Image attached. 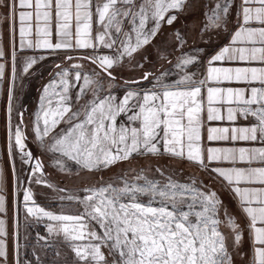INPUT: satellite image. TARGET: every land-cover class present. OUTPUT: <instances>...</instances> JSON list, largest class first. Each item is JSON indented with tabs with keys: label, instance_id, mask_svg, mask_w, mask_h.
<instances>
[{
	"label": "snow or ice",
	"instance_id": "1",
	"mask_svg": "<svg viewBox=\"0 0 264 264\" xmlns=\"http://www.w3.org/2000/svg\"><path fill=\"white\" fill-rule=\"evenodd\" d=\"M184 5L185 0H0V23L8 24L12 32L18 25L21 49L93 50L81 57L94 66L91 71L77 64L74 72H59L58 84L52 81L45 87L36 115L35 137L46 150L59 154L56 165L61 171L96 173L123 162L131 165L138 157L187 161L231 193L243 217L242 227L209 185L196 179L178 182L160 168L159 180L149 178L144 169H130L136 173L131 178L124 173L117 181L76 192L59 189L64 194L58 199L75 205V211L46 209L36 203L31 188H25L26 217L47 221V234L37 233V244L53 250L51 264H235L237 255L246 264H264V166H251L257 161L264 165V0H240L231 43L208 59L202 78L184 71L199 62L196 54L177 58L178 78L170 82L165 81L167 73L154 76L143 71L138 79L121 82L113 71L126 63L142 69L136 56L155 41L165 24L173 25L174 13ZM230 6L235 7L231 0L216 3L205 27L226 26ZM33 33L35 39L28 38ZM175 39L183 47L179 31ZM5 55L0 47V59ZM11 58L14 62L15 50ZM218 62L261 66H216ZM35 63L29 58L23 71ZM4 71L0 63V77ZM144 81L151 87H139ZM232 82L246 86H221ZM117 85L124 89L122 96L113 93ZM72 87H78L75 108ZM89 93L92 98L80 103ZM11 101L10 88L8 156L13 158L15 147L22 163L31 164L34 157L26 151L24 132L19 124L14 130L11 126ZM121 116L126 119L121 121ZM239 117L253 122L211 126ZM241 141L260 146H231ZM219 143L227 146H211ZM222 162L231 166H212ZM11 172L19 182L14 161ZM42 174L43 164L36 159L29 181L51 188ZM7 182L8 175L0 168V214L6 213ZM245 232L250 255L242 251ZM7 236L6 221L0 216V264H33L21 256L19 243L10 258ZM33 255L35 264H42L35 249Z\"/></svg>",
	"mask_w": 264,
	"mask_h": 264
},
{
	"label": "rangeland",
	"instance_id": "2",
	"mask_svg": "<svg viewBox=\"0 0 264 264\" xmlns=\"http://www.w3.org/2000/svg\"><path fill=\"white\" fill-rule=\"evenodd\" d=\"M206 2L209 3V2H211V0H206L205 3ZM218 2L223 3V0H220ZM218 2L212 3L214 5V7H215L216 3H218ZM185 3H186V0H185ZM187 3L191 4V0ZM231 4L235 5V7L232 8L230 6V13H232V15H230L228 17L229 23L226 26L221 25V27H219V28H206L205 27L209 23L208 17L211 15L210 5L206 6L207 9H206V12L204 15L200 16L199 18L197 16L195 17V15L189 16L188 17L189 23L184 22V24H187V23L191 24L192 22H194L193 19L195 17V18L200 20L201 28L204 30L203 33L199 34L200 38H202L203 41H201L200 43H195L194 45L190 46V51L183 53V54H188V55L196 54L199 56L202 49L199 50L197 47H203V46L205 47L204 56L200 62V70L198 71V75H197L198 78L203 77V74H204L206 67H207L208 59L212 55L216 54V52L219 51L221 44L225 41V39L229 35L230 31L232 30V28L236 22V16H237V13L239 10V0L237 1V3H236V0H231ZM174 14L177 15V20L173 23V25L169 26V25L165 24L162 28V31L169 29L170 33L174 37H175V33L177 31H179L184 36V39L186 38L187 35L189 36V38H191L193 33L189 32L190 30H188L185 26L181 27V25H180L181 22L183 23V18L186 19V17L182 16V15H178L179 11L174 13ZM215 35H216V38L220 37V39L216 43V46L214 48L208 49V46L212 43V40L214 39ZM196 36H198V35H196ZM193 46L195 47V49ZM99 51L100 50L97 49V53ZM103 51L108 52L107 49H104ZM78 53H82V54H86V55L90 56L93 54V50L92 49H88V50H80V49H77V50H58L55 52V54H50V55L44 51L42 52V50H37L35 52H30L29 54L28 53L26 54L25 66H26V62L29 60V58L36 60V63L32 65V67H33L36 64H39V62L47 56L53 57L56 60V57H58V56L59 57L61 56V58L64 59L66 56H71L73 54H78ZM181 56H182V54H180L178 57H181ZM41 57H43V58L41 59ZM141 57L142 58H140V59L135 58V60L139 63V62L143 61V55ZM53 61L51 60L48 64L46 63L47 65H45V66L43 65V67L47 66L48 68H50L49 66H51L53 69L51 71L52 74L46 80H44L42 83L40 81L41 85H40L39 91L37 93H35L33 91L30 92L29 97L31 98L32 107L30 108V112H29V118H30L29 127H30L31 134L33 135V137L35 138V140L37 142V146L40 150V153L44 157L43 160H44L45 164L47 165V167H49L50 169H53L59 173H72L73 171H76L75 168H72L71 172L61 171V169L56 165V160L59 158V154L46 150V148L41 145L40 141H38L36 139L35 133H34V123H35L37 113H39L41 111V105H42L41 94H42L43 88L45 87V85H47L48 82L57 81V84H58V82H59L58 73L61 72L62 70H65V69L68 70L70 73L74 72L75 70H77V69H74V67H73L74 65H77V64L82 65L83 71H88V72H90L94 66L88 62L78 63V62H74V61H68V62H62L61 66L59 68H54V66L52 65ZM176 63H177V59L175 61H173L171 65L164 66L161 70H159V72L156 76H160L161 73L169 74L167 77H165L166 82H170L171 79L178 78L177 73L179 72V70L175 67ZM131 66H132L131 64L126 63L125 66L123 67L122 71L123 72L135 71L133 68H131ZM195 66L189 65V66H187V68L184 69V71H190L193 73H197V70H195ZM25 73H27V72H25ZM26 82H28V86H27L28 88L27 89H29L30 81H28L26 79L25 83ZM155 82L156 81L153 78L152 83H155ZM139 87L150 88L151 84H149L147 82L146 84L139 85ZM57 90H59L58 87H57ZM49 91L51 92L52 89L50 88ZM123 91H124V89L123 88L118 89V85H117L114 88L113 93L117 96H122ZM77 92H78V87H72L70 89V95L73 97L72 103H73L74 108L78 106L76 101H75V97L77 95ZM26 93H27V90H26L25 94ZM15 94H16V91L13 92L12 101H11V106H12L11 126H12L13 130L19 124L13 115V101L15 99ZM104 94L105 93H101V95H104ZM32 95H33V98H32ZM91 98H92L91 93H89L87 96L82 98L80 103H83L85 100H90ZM7 101H8V98H7ZM6 107H7V102H6ZM5 113H6V122H7L6 108H5ZM119 119L121 121H123L126 119V117L121 116ZM7 131H9V123H8V125L6 123V134H7ZM47 143H49V140H48V138H45V144H47ZM25 145H26V151H31L29 146L26 144V142H25ZM6 150H7V155H6V161L4 164V166H5L4 170H5L6 174L8 175L7 188H6V192H5V195H6V213L0 214V216H3V218L6 221V229L8 232L7 245H8L10 258H11L13 251H14V230L16 228L17 229L16 234L18 233V237L16 235V244L19 243V245H20L21 256L24 257L25 259L33 260V264H35V256L33 255V252L35 249V254L39 255L41 257L42 264H51V260L53 258V250L51 248H49V249L41 248V246L39 244H37V233H39L40 235H46L47 234L46 233L47 221L43 220V221H40L39 223H37L34 218L26 217L25 210L23 207V191L25 188H31L32 192L34 193L36 203H38L41 206L45 207L46 209H49L52 211H61V210H63V211H75L76 206L64 204L58 199V197L60 195H63L64 193H61L57 186H52L50 188L45 184H36L34 182L29 181L31 166L34 165L35 160H36V157L34 156L33 153L32 154H33L34 159L32 160L31 164H24V163H22V161L20 159V154H19L18 149H16L15 147L13 148V153H14L13 158L12 159L9 158L7 141H6ZM13 161L15 164V176L19 178V182L14 181L13 177H12L11 168H12ZM67 163H68L69 167H72L71 161H68ZM124 164H125V166H124ZM147 165L149 166V168H150L149 171L151 173V174L147 173L149 175V178H155L157 180L162 179L160 174L156 172V169L160 168L162 171H164L165 175H171L172 178L178 182L184 183V182H188L190 179H196V180L202 182L203 184L209 185L210 187H212V189L214 191L217 192L218 196L223 201L224 205L227 207V204H228L227 201L228 200L224 196V192L226 194H228V193L225 191V189L223 187H221V185L219 183H213L211 178L208 176V174L206 172H204L203 170L195 169L187 161H175V160H172L168 157H163V158L138 157L131 163L130 166L127 162H123L119 166H115V167L111 168L110 170L100 171V173L102 172L105 175H107V173H108V176L105 177V179H102L98 183L117 181V178L119 176L123 175L124 173H128L129 178H131V176L135 175L136 173L130 172V169H135L136 172H139L141 169H144L147 172V169H148ZM126 166L128 169H126ZM151 171H153V172H151ZM94 174H96V173H94ZM40 178L43 180H46L47 183L51 185V183L44 176V170H43V174ZM65 192H71V191H65ZM14 193H15V196L13 197ZM13 198H15V200H16V223H14V217H13ZM42 201H45L44 204L47 205V207L45 205L41 204ZM48 207H50V208H48ZM223 231L225 232L226 235L228 234V230L226 228L223 229ZM49 242L53 246L58 245V241L53 237L49 238ZM244 245L245 244L243 241L242 251L246 253V248ZM245 263H246V260L244 258H242L241 256L237 255L235 257V264H245Z\"/></svg>",
	"mask_w": 264,
	"mask_h": 264
},
{
	"label": "flooded vegetation",
	"instance_id": "3",
	"mask_svg": "<svg viewBox=\"0 0 264 264\" xmlns=\"http://www.w3.org/2000/svg\"><path fill=\"white\" fill-rule=\"evenodd\" d=\"M189 1L190 0H186L183 10L179 11L178 15H182L186 17V19L183 18V23L181 22L180 25L181 27L185 26L188 30H190L189 32L193 33L192 37L189 38V36L187 35L186 38L184 39L185 43L183 47H180L179 42L176 41L175 37L170 33V30L169 29L163 30L161 34L157 36L155 41L150 46L143 49L141 53L136 56V59L142 58L141 57L142 55L143 57H147V60L143 59V61L139 62V64L143 65L142 69L134 68L133 66H131V68H133L135 71L123 72L122 71L123 68H117L113 70L114 74L117 75L118 81L122 82V81H126L129 79H138L141 74V71L153 73L154 76H156L159 70H161L164 66L171 65L172 62L175 61L180 54L190 51V46L194 45L195 43H200L201 41H203V39L200 38V35H199L200 33L204 32V30L201 28L200 20L198 19L195 23L188 24L189 23L188 17L195 15L199 18L200 16L204 15L207 9L206 6L210 5L211 9L214 8V5L212 4L213 1L209 3L207 2L205 3L206 0H198L197 5H191L190 3H187ZM184 22H188V23L184 24ZM219 39L220 37L216 38V35H215L214 39L212 40V43L208 46V49L214 48L216 46V43L219 41ZM197 48L199 50L200 49L202 50L199 54V62L195 66V70H197L196 75H198V71L200 70V62L203 59L204 52H205L204 46L197 47ZM84 56H88V55L82 54V53L73 54L71 55L73 59L71 60L65 59L63 62H68V61H74L78 63L88 62L85 59H81V57H84ZM56 63H59V67H60L62 64V60L57 61ZM27 80L30 81L31 79L28 78ZM146 83L147 81H144L140 85H143ZM27 86H28V82L25 83V80H24L22 82L20 90L16 92L15 99L13 101V115L16 118L17 122L19 123L21 130L25 129L29 122L28 118H29V112H30V100H29V97H25L30 94V93L25 94L26 90L28 91ZM121 88L122 87L118 85V89H121ZM147 168H148L147 173L151 174L149 171L150 168L148 165H147ZM126 169H128L127 166H126ZM107 176H108V173L107 175H105L102 172L101 173L96 172V174L80 172L79 174H77V170L73 171L72 173H59L57 174V177H59V185H57V187L59 189H64L65 191L76 192V191H79L81 187L97 184L102 179H105V177ZM83 178H84V181H83ZM69 180L75 181V182L71 184L70 186H65L64 182L69 181ZM15 230L17 229L15 228Z\"/></svg>",
	"mask_w": 264,
	"mask_h": 264
},
{
	"label": "crops",
	"instance_id": "4",
	"mask_svg": "<svg viewBox=\"0 0 264 264\" xmlns=\"http://www.w3.org/2000/svg\"><path fill=\"white\" fill-rule=\"evenodd\" d=\"M213 2H218L220 0H211ZM238 0H236L237 3ZM240 3V0H239ZM239 13V10H238ZM236 16V22L230 31L229 35L225 39V41L221 44L219 50L225 46L230 45L231 43V35L232 33L236 30L237 26V21L239 19V16ZM17 30L15 32L10 31V27L8 24L0 23V47L3 48L5 51L6 55L3 59H0V63H3L5 65V71H4V76L0 77V168L5 169V161H6V155H7V150H6V141H7V134H6V113H5V108H6V102L7 98H9V89L11 88L12 95L14 91H18L21 88L22 85V80L25 75V72L23 71L25 67V56L26 54L30 52H35L37 50H42V52H46L47 54H55L56 51L52 50H47V49H37V48H27L25 47L24 49L20 48V37H19V32H18V25L16 26ZM35 39V34L33 33L32 37H28ZM234 46H245V45H234ZM15 50V61L13 62L11 58V53ZM13 63L15 66V72L13 73ZM216 66H261L258 62H253L251 65H246L243 62H231V63H225V64H220L217 63ZM12 74V77H11ZM223 87H245L243 83H237V82H232V83H226L221 85ZM255 86H259L257 83ZM253 122L251 119L245 120L242 117H239L235 122H229L226 119L224 121H216L213 122L211 126L214 127H225V126H245L248 123ZM205 146H208V142L205 140ZM211 146H227L223 143L219 144H212ZM235 147H258L260 146L259 143H249V142H234L233 145ZM213 167H230L231 165L227 162H222V163H213ZM238 166L241 167H246L248 165L246 164H240ZM252 167H260L264 166L261 165L258 161L253 162L251 165ZM225 189V188H224ZM225 191L228 193V195L231 197L233 201V206L236 210L235 216L238 217V222L242 224V227L244 226L243 224V217L242 214L239 212L237 202L232 198L231 193H229L226 189ZM244 244L246 248V253L250 255V241L247 238V233L245 232V238H244ZM246 264V263H245Z\"/></svg>",
	"mask_w": 264,
	"mask_h": 264
},
{
	"label": "trees",
	"instance_id": "5",
	"mask_svg": "<svg viewBox=\"0 0 264 264\" xmlns=\"http://www.w3.org/2000/svg\"><path fill=\"white\" fill-rule=\"evenodd\" d=\"M198 4V0H191V5H197ZM196 17V16H195ZM193 19L194 22L192 23H195L198 19L195 18ZM67 57L69 56H66L64 59L61 58V56L59 57H56V60L55 58L53 57H50V56H47L45 57L44 59H42L39 64H36L35 66H33L23 77V80H26L28 78H30V87L27 91V94H29L31 91L37 93L39 91V88H40V85L41 83L46 80L51 74H52V67L49 66L50 68H48L47 66L46 67H43V65H47L51 60L53 61L52 65L54 66V68H57L59 67V63H56L57 61H61L62 62L67 59ZM58 58V59H57ZM47 63V64H46ZM61 64V63H60ZM41 81V83H40ZM35 86V87H34ZM30 95V94H29ZM29 95H27L26 97H29ZM32 98H33V95H32ZM29 100H30V108L32 107L31 105V98L29 97ZM29 119V122H30V118ZM29 122H28V125L25 129H23L22 131L24 132L25 134V142L26 144L29 146L31 152L34 154V156L36 158L39 159V161L43 164L44 163V160H43V156L42 154L40 153V150L37 146V142L35 140V138L33 137V135L31 134L30 132V127H29ZM41 158V159H40ZM43 170H44V176L45 178L51 183L52 186H57L59 185V177H57V174H59V172L53 170V169H50L49 167H47V165L44 163L43 164ZM84 180V178H83ZM75 181H65L64 182V185L65 186H70L71 184H73ZM85 183V182H84ZM224 196L226 197V199L228 200L227 201V209L229 210V212L233 215H237L236 214V210L233 206V201L231 199V197L226 194L224 192ZM230 201V202H229ZM45 201H42L41 204L45 205L44 204ZM47 207V205H45ZM50 208V207H48ZM245 246V245H244Z\"/></svg>",
	"mask_w": 264,
	"mask_h": 264
},
{
	"label": "water",
	"instance_id": "6",
	"mask_svg": "<svg viewBox=\"0 0 264 264\" xmlns=\"http://www.w3.org/2000/svg\"><path fill=\"white\" fill-rule=\"evenodd\" d=\"M12 77V74H11ZM8 104H9V98L7 101V107H6V111H7V125H8V121H9V113H8ZM8 137H9V131H7V145H8ZM14 184V183H13ZM15 196V193L13 194V197ZM13 217H14V223H16V200L15 198H13ZM16 246V230H14V249Z\"/></svg>",
	"mask_w": 264,
	"mask_h": 264
},
{
	"label": "bare ground",
	"instance_id": "7",
	"mask_svg": "<svg viewBox=\"0 0 264 264\" xmlns=\"http://www.w3.org/2000/svg\"><path fill=\"white\" fill-rule=\"evenodd\" d=\"M50 84H51V82H48L47 85H45V87H46V86H49ZM45 87L43 88V91H42L41 97L45 95V92H44ZM49 90H50V89H49Z\"/></svg>",
	"mask_w": 264,
	"mask_h": 264
}]
</instances>
